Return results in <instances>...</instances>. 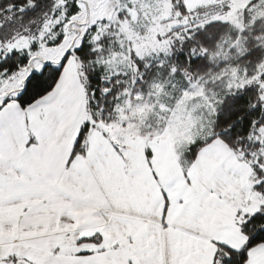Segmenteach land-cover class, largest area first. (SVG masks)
<instances>
[{
	"label": "snow or ice",
	"instance_id": "6c2138e0",
	"mask_svg": "<svg viewBox=\"0 0 264 264\" xmlns=\"http://www.w3.org/2000/svg\"><path fill=\"white\" fill-rule=\"evenodd\" d=\"M23 11L5 4L0 29ZM62 68L39 65L31 50L0 48V264H188L167 193L157 216L147 193L112 168L105 148L90 151L97 117L67 126L71 100L57 90ZM73 132L68 151L64 140ZM243 215L245 244H221L214 264H255L264 251V212Z\"/></svg>",
	"mask_w": 264,
	"mask_h": 264
},
{
	"label": "trees",
	"instance_id": "16d2710c",
	"mask_svg": "<svg viewBox=\"0 0 264 264\" xmlns=\"http://www.w3.org/2000/svg\"><path fill=\"white\" fill-rule=\"evenodd\" d=\"M256 1L251 0L242 11L240 24L218 19L204 23L194 10L179 3L173 8L176 17L189 19L194 14L195 20L173 29L180 30L182 36L175 37L168 54L136 59L134 69L130 71L112 75L105 71L102 60L116 50L107 35L95 41L85 35L75 53L86 82L90 120L94 115L97 117L94 128L107 135L101 125L114 123L120 102L128 98L132 99L133 108L142 114L139 120L133 118L134 123L140 121L142 125L138 128L139 134L151 137L166 128L173 120L171 116L179 114L182 106L195 119L189 120V136L182 134L183 138L175 144L184 173L197 151L219 138L240 160L251 165L252 188L261 196L257 211L264 212V186L260 185V180L264 179V136L258 132L264 126V98L259 83L253 80L258 75V79L264 80V19L252 16L250 6H255ZM78 2L0 0V8L5 4H15L19 8L23 4L25 9L16 13L12 23L0 29V39L12 41L21 36L37 37L62 14L67 19L78 13ZM184 27L189 28L183 30ZM53 30H59L58 25ZM61 39L59 30L56 38L47 42L52 45ZM35 47L34 42L31 48ZM20 58L13 56V60ZM61 62L64 64L65 58L48 63L59 65ZM50 72L49 69L45 73V79ZM48 83L52 81L48 80ZM146 153L149 154L148 150ZM260 239L257 235L256 241ZM218 248L224 252L220 245ZM215 264H219V260Z\"/></svg>",
	"mask_w": 264,
	"mask_h": 264
},
{
	"label": "crops",
	"instance_id": "0c3cea01",
	"mask_svg": "<svg viewBox=\"0 0 264 264\" xmlns=\"http://www.w3.org/2000/svg\"><path fill=\"white\" fill-rule=\"evenodd\" d=\"M169 125L151 137L121 134L118 142L94 128L87 140L90 151L105 148L112 168L147 193L157 216L167 193L176 246L188 264H213L219 245L245 244L238 223L245 212L259 209L261 196L252 188L251 165L219 138L203 145L184 173L175 150L182 133L174 135ZM254 259L264 264V251L258 250Z\"/></svg>",
	"mask_w": 264,
	"mask_h": 264
},
{
	"label": "rangeland",
	"instance_id": "374dc122",
	"mask_svg": "<svg viewBox=\"0 0 264 264\" xmlns=\"http://www.w3.org/2000/svg\"><path fill=\"white\" fill-rule=\"evenodd\" d=\"M251 0H79L78 13L65 18V14L57 17L51 27L42 29L37 37L21 36L12 41H4L0 48L10 51L15 48L19 51L31 50V55L39 65L45 62H60L66 57L59 75L58 91L71 100L68 127L73 125L79 128L84 120H90L87 111V88L83 77L81 63L77 58L75 49L78 48L85 35L91 37V41L101 36H109V42H114L116 50L109 53L102 60L105 71L112 75L134 69L136 59L146 56L168 54L175 37L182 34L174 31L176 27L195 20L198 15L204 23L211 20H229L240 24L242 11L249 6ZM251 5L252 16L255 19H264V1L257 0ZM182 3L188 10H194L189 19L177 18L174 7ZM254 6V7H253ZM199 8V9H198ZM207 18V19H206ZM58 25L62 33V39L50 45L47 41L54 40L59 30H53ZM189 27H184L187 30ZM35 48H31L32 44ZM118 47V48H117ZM54 64V63H53ZM54 65H57L55 63ZM257 80L263 90L264 80ZM132 98V97H131ZM132 99H124L118 106L116 121L112 124L101 125L107 135L114 142H118L119 136L140 135L138 128L142 125L133 122V118L139 120V110L133 108ZM136 107V106H135ZM142 109H140V112ZM179 114L171 116L170 130L189 136V120H195L188 110L180 106ZM184 115V116H183ZM264 136V126L258 130ZM75 138L65 137L64 143L67 150H71V141ZM252 168V167H251ZM256 212V208L254 209Z\"/></svg>",
	"mask_w": 264,
	"mask_h": 264
}]
</instances>
